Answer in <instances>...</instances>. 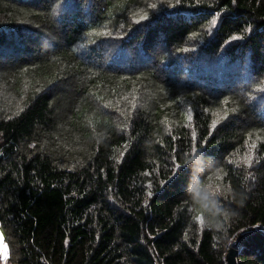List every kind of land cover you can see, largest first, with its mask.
I'll use <instances>...</instances> for the list:
<instances>
[{"label": "trees", "instance_id": "obj_1", "mask_svg": "<svg viewBox=\"0 0 264 264\" xmlns=\"http://www.w3.org/2000/svg\"><path fill=\"white\" fill-rule=\"evenodd\" d=\"M0 226L7 264H264V0H0Z\"/></svg>", "mask_w": 264, "mask_h": 264}, {"label": "water", "instance_id": "obj_2", "mask_svg": "<svg viewBox=\"0 0 264 264\" xmlns=\"http://www.w3.org/2000/svg\"><path fill=\"white\" fill-rule=\"evenodd\" d=\"M237 256H238V242H236L233 246L228 247V253L226 256L227 264H238Z\"/></svg>", "mask_w": 264, "mask_h": 264}, {"label": "rangeland", "instance_id": "obj_3", "mask_svg": "<svg viewBox=\"0 0 264 264\" xmlns=\"http://www.w3.org/2000/svg\"><path fill=\"white\" fill-rule=\"evenodd\" d=\"M0 233L3 234V239L0 240V264H7V257H8V248L5 250L4 245L5 243V235L4 232L0 226Z\"/></svg>", "mask_w": 264, "mask_h": 264}, {"label": "snow or ice", "instance_id": "obj_4", "mask_svg": "<svg viewBox=\"0 0 264 264\" xmlns=\"http://www.w3.org/2000/svg\"><path fill=\"white\" fill-rule=\"evenodd\" d=\"M215 22H216L215 20L212 21L213 24H215ZM177 169H178V172L186 171V169L185 168H181L180 165H177ZM197 218L199 219L200 217H197ZM2 239H3V234L0 233V240H2ZM4 248H5V250H7V245H4Z\"/></svg>", "mask_w": 264, "mask_h": 264}, {"label": "clouds", "instance_id": "obj_5", "mask_svg": "<svg viewBox=\"0 0 264 264\" xmlns=\"http://www.w3.org/2000/svg\"><path fill=\"white\" fill-rule=\"evenodd\" d=\"M231 247V246H230Z\"/></svg>", "mask_w": 264, "mask_h": 264}]
</instances>
